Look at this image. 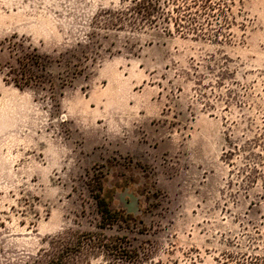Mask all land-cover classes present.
<instances>
[{
  "label": "rangeland",
  "instance_id": "obj_1",
  "mask_svg": "<svg viewBox=\"0 0 264 264\" xmlns=\"http://www.w3.org/2000/svg\"><path fill=\"white\" fill-rule=\"evenodd\" d=\"M129 4L0 0V264L83 235L142 264L264 256V0H235L216 40L129 23Z\"/></svg>",
  "mask_w": 264,
  "mask_h": 264
},
{
  "label": "trees",
  "instance_id": "obj_2",
  "mask_svg": "<svg viewBox=\"0 0 264 264\" xmlns=\"http://www.w3.org/2000/svg\"><path fill=\"white\" fill-rule=\"evenodd\" d=\"M127 1V0H125ZM235 0H128L130 3L120 11L129 23L141 20L149 27L160 28L168 34L216 40L229 36V29L234 23L232 6ZM97 212L100 215V226L115 223L118 214L108 207L99 193L93 194ZM120 238L103 241L95 236L80 237L75 246L65 247L46 264H77L79 253L83 248L102 249L108 256V264H142L134 248L120 245ZM214 264H264V256L223 252L215 259Z\"/></svg>",
  "mask_w": 264,
  "mask_h": 264
}]
</instances>
